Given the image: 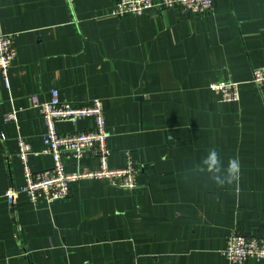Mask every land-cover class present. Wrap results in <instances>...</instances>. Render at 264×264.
Listing matches in <instances>:
<instances>
[{"label":"crops","instance_id":"crops-1","mask_svg":"<svg viewBox=\"0 0 264 264\" xmlns=\"http://www.w3.org/2000/svg\"><path fill=\"white\" fill-rule=\"evenodd\" d=\"M113 4L0 0V31L15 34L17 51L8 87L0 73V264H231L222 250L233 226L264 235V89L250 81L264 66V0L121 17ZM217 80L238 82L239 100L222 101L209 88ZM52 89L69 102L102 101L109 167L128 154L140 168L134 188L83 179L64 199L18 193L9 204L5 191L23 182L18 136L33 171L52 165L30 100ZM11 111L16 120L5 122ZM64 161L66 172L98 167L89 152Z\"/></svg>","mask_w":264,"mask_h":264},{"label":"built area","instance_id":"built-area-1","mask_svg":"<svg viewBox=\"0 0 264 264\" xmlns=\"http://www.w3.org/2000/svg\"><path fill=\"white\" fill-rule=\"evenodd\" d=\"M212 4L213 0H114L110 14L117 17L139 15L151 9L160 12L172 7H178L184 13L206 14L211 12ZM14 37L13 33L0 31V73L6 87L9 86L8 69L17 52ZM250 81L259 90L264 89V66L252 69ZM238 85V82L231 80H217L210 83L209 88L218 93L222 101H237L240 97ZM30 100L44 118L42 151L51 156L52 165L33 171L28 161L33 152L32 147L18 136L16 155L21 165L23 182L20 186H11L5 191L4 195L9 204H13L18 193H24L32 203L40 198L46 202L64 199L69 196L71 186L83 179L103 178L111 185L125 189H132L137 185L136 177L140 168L128 154L124 167H109L108 138L111 132L106 127L103 105L99 98L84 103L69 102L61 100L58 90L52 89L49 100L40 101L37 94L31 95ZM86 117H91L94 122L89 130L59 132L56 128L60 121L74 123ZM15 120V111L4 115L5 122ZM84 152L96 157L98 167L90 171L66 172L64 160L73 159L78 162ZM222 253L231 264L264 262V235L246 234L233 226L226 237Z\"/></svg>","mask_w":264,"mask_h":264},{"label":"clouds","instance_id":"clouds-1","mask_svg":"<svg viewBox=\"0 0 264 264\" xmlns=\"http://www.w3.org/2000/svg\"><path fill=\"white\" fill-rule=\"evenodd\" d=\"M211 155H213L214 156V153H212ZM235 163L233 162V169H235ZM221 182H223V181H221Z\"/></svg>","mask_w":264,"mask_h":264}]
</instances>
